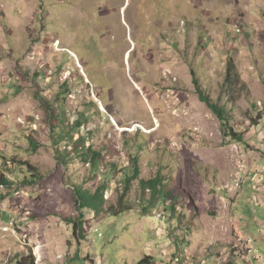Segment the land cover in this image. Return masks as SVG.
I'll return each mask as SVG.
<instances>
[{
    "label": "rangeland",
    "instance_id": "obj_1",
    "mask_svg": "<svg viewBox=\"0 0 264 264\" xmlns=\"http://www.w3.org/2000/svg\"><path fill=\"white\" fill-rule=\"evenodd\" d=\"M228 58L246 87L221 103L241 142L193 83L218 99ZM263 108L264 0H0V264H264ZM131 156L175 211L143 210L135 179L123 195ZM105 181L78 241L73 188Z\"/></svg>",
    "mask_w": 264,
    "mask_h": 264
},
{
    "label": "trees",
    "instance_id": "obj_2",
    "mask_svg": "<svg viewBox=\"0 0 264 264\" xmlns=\"http://www.w3.org/2000/svg\"><path fill=\"white\" fill-rule=\"evenodd\" d=\"M193 83L195 87V91L198 94L200 101L204 102L211 111L216 115V117L221 121L222 127L224 129L225 135L231 139H235L237 141H243L242 132L235 129V127L230 123L232 119V115L226 108L225 103H221V97L223 92H231L234 93L239 88L245 89V83L240 78L239 72L236 68L235 62L232 58H228L225 66V77H224V87L222 88V93L220 94L218 99H212L202 88L199 79L196 77L195 72L192 73ZM68 92V91H67ZM226 101L230 102L233 95L230 93L225 95ZM63 99L65 97L63 96ZM59 111H62L61 106L57 107ZM263 111H259L257 115H259V119L264 115V108ZM80 126L79 121L74 122V127L78 129ZM83 135H80L77 138V143H80L78 150H76V154L79 156L80 159L83 161L89 160L90 164L98 165V162L102 160L101 151L95 150L92 148L90 144L85 145L82 144ZM33 149H36L38 145L35 142H32ZM74 152V151H73ZM62 154V153H61ZM64 158V157H63ZM130 167L128 168V172L124 174L122 183L124 185L123 195L124 193L128 192L131 181L137 180V183L142 191H149V198L147 199L146 207H143V210L148 211L147 207L149 205L152 207L159 201L162 203L169 202L170 210L175 211L174 205V197L173 194L166 189V185L163 183V177L160 173L151 179H144L139 177L140 169L137 163V158L135 156L130 157ZM63 161V160H62ZM31 169V168H30ZM31 177V176H30ZM28 179V177H27ZM0 184L11 186L12 183L7 178L0 173ZM108 188L107 182L100 183L93 192L87 189H83L81 186H74L73 193H74V200L77 210L80 212L79 217L77 219H72V234L76 240L82 239V226H83V218H84V210L90 209L95 213H98L102 204L104 203V192ZM122 200V198H120ZM170 200V201H169ZM121 204V203H120ZM125 209L123 206L120 205L119 211L117 212H124ZM115 213V215H117ZM180 214V213H179ZM180 216V215H179ZM14 264H36L35 263V256L33 255L32 251H29L25 255H16L14 259ZM137 264H156L154 263L153 257L150 255H144Z\"/></svg>",
    "mask_w": 264,
    "mask_h": 264
},
{
    "label": "built area",
    "instance_id": "obj_3",
    "mask_svg": "<svg viewBox=\"0 0 264 264\" xmlns=\"http://www.w3.org/2000/svg\"><path fill=\"white\" fill-rule=\"evenodd\" d=\"M263 235H264V232H263ZM262 258H264V256H262Z\"/></svg>",
    "mask_w": 264,
    "mask_h": 264
},
{
    "label": "flooded vegetation",
    "instance_id": "obj_4",
    "mask_svg": "<svg viewBox=\"0 0 264 264\" xmlns=\"http://www.w3.org/2000/svg\"><path fill=\"white\" fill-rule=\"evenodd\" d=\"M103 15V14H102Z\"/></svg>",
    "mask_w": 264,
    "mask_h": 264
}]
</instances>
